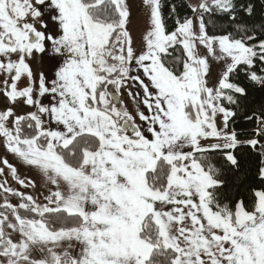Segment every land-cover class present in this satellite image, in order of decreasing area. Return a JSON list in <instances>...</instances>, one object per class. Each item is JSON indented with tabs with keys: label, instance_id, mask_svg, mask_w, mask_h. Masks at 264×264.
I'll return each mask as SVG.
<instances>
[{
	"label": "snow or ice",
	"instance_id": "obj_1",
	"mask_svg": "<svg viewBox=\"0 0 264 264\" xmlns=\"http://www.w3.org/2000/svg\"><path fill=\"white\" fill-rule=\"evenodd\" d=\"M0 264H264V0H0Z\"/></svg>",
	"mask_w": 264,
	"mask_h": 264
}]
</instances>
